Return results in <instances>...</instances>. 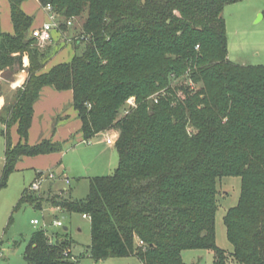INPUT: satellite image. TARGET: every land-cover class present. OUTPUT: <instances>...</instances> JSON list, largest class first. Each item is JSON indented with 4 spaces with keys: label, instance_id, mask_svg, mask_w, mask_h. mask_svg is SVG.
<instances>
[{
    "label": "trees",
    "instance_id": "1",
    "mask_svg": "<svg viewBox=\"0 0 264 264\" xmlns=\"http://www.w3.org/2000/svg\"><path fill=\"white\" fill-rule=\"evenodd\" d=\"M25 1L8 0L14 34L0 31V72H20L24 57L30 60L23 88L0 110L6 149L0 190L25 157L65 151L64 143L27 140L42 90H71L85 141L118 134L115 173L93 178L85 201H53L90 219L89 256L187 264L185 250H202L214 254V264L229 257L264 264V66L229 60L222 16L240 0H38L63 20L62 33L69 20L82 21L76 37L90 38L77 40L73 59L49 72L53 57L31 37ZM182 78L190 83L179 97L173 87ZM229 177L241 179L242 189L223 218L230 254L217 246L215 221L217 183ZM22 196L16 209L30 203L41 210L43 196L27 190ZM72 248L66 237L38 231L26 262L76 264Z\"/></svg>",
    "mask_w": 264,
    "mask_h": 264
},
{
    "label": "rangeland",
    "instance_id": "2",
    "mask_svg": "<svg viewBox=\"0 0 264 264\" xmlns=\"http://www.w3.org/2000/svg\"><path fill=\"white\" fill-rule=\"evenodd\" d=\"M7 7V0H0V28L1 24H5L7 14L4 13L5 9H8ZM263 14L264 0H240V2L225 6L222 16L226 21L228 58L231 62L254 67L264 66ZM61 21L63 20L59 17V22L61 23ZM76 22L75 25L69 26L64 33L60 29L56 33L58 36L53 37V42L45 47L46 49H40L49 50L48 52L52 57L57 56L60 51L66 49H70L72 53L76 54L75 44L77 40L83 44L90 41V38L76 37L80 34L84 23L82 21ZM76 26L78 27L77 30H75ZM32 34L31 37L34 38ZM197 49L199 48L197 47ZM186 80L187 78H182L173 87L177 90L179 97L182 93L180 92L181 85L190 83ZM164 91L166 92L165 88L162 90V97L166 95ZM158 94L160 93H156L155 97H158ZM54 129L52 132H54ZM3 130L0 123V178L6 159ZM108 132L106 133L107 136L117 134L113 130ZM104 135L102 134L99 138L87 143L75 142L60 153L61 156L58 162L62 163L61 170L66 171L65 176L70 181L69 185L67 179H64L62 175L55 174V180L44 182L40 191H28V194L30 193L36 198L43 196L44 200L41 201L42 210L37 209L30 203L16 209L24 189L36 181L34 171L28 167H21L10 175L8 185L0 190V264H27L25 252L29 240L34 233L42 230H45L51 239L60 234L72 241L73 258L71 261L76 262V264H142L138 257L112 258L106 261L94 260L89 256V248L92 243L90 219L84 217L81 213H68L67 210L57 208L53 203L54 200L56 202L60 201L59 198L85 201L88 198L90 183L93 178L111 176L115 173L119 167L118 155L116 149H112L106 143ZM52 181L55 182V187L54 192L50 194L49 188ZM217 190V204L219 206L215 220L217 246L230 254L233 247L226 236L227 230L223 218L230 208L237 206L242 191L241 179L229 177L219 180ZM33 220H37L39 225H32L31 221ZM58 220L62 221V227L54 226V222ZM182 254L183 260L187 264H214L213 253L202 250H185ZM227 264L235 263L229 257Z\"/></svg>",
    "mask_w": 264,
    "mask_h": 264
},
{
    "label": "crops",
    "instance_id": "3",
    "mask_svg": "<svg viewBox=\"0 0 264 264\" xmlns=\"http://www.w3.org/2000/svg\"><path fill=\"white\" fill-rule=\"evenodd\" d=\"M7 3L8 9H5L6 11L4 13L5 15L7 14V17L5 20V24H1L0 30L3 33L7 32L10 34H14V25L11 21V8L9 6L8 0ZM22 8L27 15L33 17L34 19L32 30L41 27L47 19L46 14L40 6L38 0H27L22 4ZM54 36L58 35H56L55 33ZM74 55L75 54L72 53L70 49L60 51L58 55H55L53 59L48 63V65L44 69L45 72H49L50 69H52L55 65L69 63V61L73 59ZM29 64L30 60L26 55L24 57V69L22 71L16 73L10 71L9 68H7V70L0 72V86L3 89V95L0 97V100L2 102L0 104V110L12 101L18 89L23 88V84L28 77V70H26V68L29 66ZM73 102V92L71 90L59 92L49 87L44 88L40 94L38 102L34 106V118L29 131L30 134L27 140L28 144L30 146H34L39 144L42 140L47 139L52 140L54 143H64L65 147H70L75 142L87 143L92 141H85L83 138V134L81 131L82 124L79 120V117L77 116L76 110L74 109ZM0 123L3 126L1 118ZM53 128H55L54 132H52ZM13 132H15L16 134ZM10 133L11 135L13 133V143L15 145L18 144L20 142V138L17 133V126L11 128ZM111 147L112 149H115V146ZM60 156V153H56L50 155H40L38 157H25L21 162L18 163L17 168L28 167L32 169L35 174V180L42 172L48 171L52 172L54 175L59 174L62 175L64 179H68V177L65 176L66 171L61 170L62 163L58 162ZM30 187L31 185L28 188L24 189L21 196L26 192V190L28 192L30 190ZM54 187L55 182H50V194L54 192ZM42 209L43 208H41V210Z\"/></svg>",
    "mask_w": 264,
    "mask_h": 264
},
{
    "label": "built area",
    "instance_id": "4",
    "mask_svg": "<svg viewBox=\"0 0 264 264\" xmlns=\"http://www.w3.org/2000/svg\"><path fill=\"white\" fill-rule=\"evenodd\" d=\"M43 11L46 14V21L41 27H38L34 31H32V35L34 36V39H36L37 44L39 48H45L50 43L53 42V37L55 33H58L60 31V25L59 22V16L55 12L54 8L50 5L42 7ZM68 25L72 26L73 22L71 20L68 21ZM88 38V37H82V39ZM130 106H135V99L131 100L129 102ZM109 133V132H108ZM106 139V143L109 146H114L116 144V141L118 139V134H114L112 136H107V134L104 135ZM55 180V175L52 172H42L36 179V181L31 185L30 190L33 192H38L41 190L42 185L44 182ZM67 184H70L69 179L66 180ZM86 217V216H85ZM87 218V217H86ZM31 224L34 226H38L39 222L37 220L31 221ZM45 226V225H44ZM54 226L56 227H62L63 223L62 221L58 220L54 222ZM46 227V226H45ZM140 245H143L142 242H140Z\"/></svg>",
    "mask_w": 264,
    "mask_h": 264
},
{
    "label": "bare ground",
    "instance_id": "5",
    "mask_svg": "<svg viewBox=\"0 0 264 264\" xmlns=\"http://www.w3.org/2000/svg\"><path fill=\"white\" fill-rule=\"evenodd\" d=\"M21 83V82H20ZM16 87V86H15ZM2 102H1V100H0V104H1Z\"/></svg>",
    "mask_w": 264,
    "mask_h": 264
},
{
    "label": "water",
    "instance_id": "6",
    "mask_svg": "<svg viewBox=\"0 0 264 264\" xmlns=\"http://www.w3.org/2000/svg\"><path fill=\"white\" fill-rule=\"evenodd\" d=\"M67 230V228H65Z\"/></svg>",
    "mask_w": 264,
    "mask_h": 264
}]
</instances>
